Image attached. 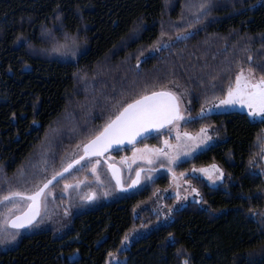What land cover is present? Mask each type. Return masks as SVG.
<instances>
[{
	"label": "trees",
	"instance_id": "trees-1",
	"mask_svg": "<svg viewBox=\"0 0 264 264\" xmlns=\"http://www.w3.org/2000/svg\"><path fill=\"white\" fill-rule=\"evenodd\" d=\"M244 70L264 77V0H0V198L43 187L123 107L160 91L184 100L183 129L217 140L175 171L224 175L187 177L200 200L179 208L166 175L22 235L0 264H264V123L197 117Z\"/></svg>",
	"mask_w": 264,
	"mask_h": 264
},
{
	"label": "rangeland",
	"instance_id": "rangeland-1",
	"mask_svg": "<svg viewBox=\"0 0 264 264\" xmlns=\"http://www.w3.org/2000/svg\"><path fill=\"white\" fill-rule=\"evenodd\" d=\"M241 72L244 73L242 80L243 78H248L253 82H257L264 78L255 74L252 70H244ZM232 87H235V83ZM225 98H227V95ZM178 102L181 115L184 119L176 120L171 126L160 132V135L163 137L159 146L141 144L132 147L128 153L117 150L104 157L85 159L68 175L45 191L41 202L40 218L29 229L14 230L9 227V221L15 216L22 214L28 208L30 205L29 200L20 197L12 199L2 205L0 207V237L10 236L13 233H17V235L14 241L9 239L6 243H0V248L3 249L14 244L22 235L27 233L45 229H64L70 216L75 213L121 196L122 193L119 192L108 169L111 164L121 169L124 187H129L136 177L137 172L143 170L141 183L135 190L136 192L145 190V188L152 186L161 177L168 175L169 187L164 190L163 197L172 198L174 200V207L179 208L189 202L199 201L200 195L198 190L187 177L202 178L209 185L216 186L223 180L224 175L220 178L219 172L213 169L212 166L215 165L222 171L220 166L218 164H211L193 168L187 173H177L175 169L180 163L192 159L214 145L217 140L207 128H202L207 130L206 134L201 133V130L191 133L183 129V125L191 119V116L188 113L184 100L179 96ZM229 112H240L248 115L253 121L260 120L259 116L254 118L249 114L246 104L226 106L221 104L220 101L203 109L197 117ZM184 133H188L189 135L185 136ZM178 136L179 139H177ZM189 136L197 137V139H189ZM207 137H210V139ZM165 141H168L169 145L178 147H168L165 145ZM147 149H163L169 155L149 152ZM71 155L70 160L58 172H63V168L67 167L68 163H73L83 155V146L72 151ZM170 156H175L176 159L172 161ZM199 169H208V173L201 172ZM68 185H71V187H68ZM35 191L30 192L29 195ZM91 196H93L92 200L89 198ZM122 261L118 257V254H116V256L110 258L108 264H120Z\"/></svg>",
	"mask_w": 264,
	"mask_h": 264
},
{
	"label": "snow or ice",
	"instance_id": "snow-or-ice-1",
	"mask_svg": "<svg viewBox=\"0 0 264 264\" xmlns=\"http://www.w3.org/2000/svg\"><path fill=\"white\" fill-rule=\"evenodd\" d=\"M208 6V3H201L199 8L204 9ZM182 38L187 39L188 37L185 35ZM164 46L167 47L168 45ZM73 55H75L74 50ZM242 77H244L243 72L236 77L235 87L230 86L228 88L227 98L220 100V103L226 106L246 104L249 114L254 118L259 116L260 122L264 123V78L253 82L248 78H243L242 80ZM182 119L184 117L181 115L177 97L172 92L160 91L153 92L151 95L141 96L140 99H136L132 103H128L126 107H123L119 114L114 119H111L99 134L95 135L94 139L83 145L84 155L80 159L83 160L85 156L103 155L113 144L123 143L126 139L134 141L136 137L148 132L149 129H159L164 127L165 124H171L173 121ZM206 131V129H201V133L206 134ZM184 135L188 136L189 134L184 133ZM207 138L210 139V137ZM177 139H179V136ZM189 139L196 140L197 137L189 136ZM164 143L171 148L178 147L169 145L168 141ZM147 151L169 155L163 149H147ZM170 159L174 161L176 157L170 156ZM149 162L151 161L149 160ZM73 163H79V160ZM73 163H68L67 167L63 168V171L67 172L73 166ZM212 167L219 172V176L222 178L223 172L215 165ZM199 171L208 173V169H199ZM57 175H62V173H55L52 179L43 184V187H38L33 194L27 196V199L32 202L29 208L30 214L26 213L23 216H17L12 219L10 223L13 228L20 229L33 224L35 218L40 214L39 198L44 195L45 189L52 183V180L56 179ZM137 175L139 176V173ZM68 187H71V185H68ZM25 195L23 192L9 190L8 195L0 198V204L4 203V201H11L14 197H24ZM89 198L91 199V197ZM16 235L17 233H13L10 236L0 237V243H6L9 239L14 241ZM125 240H127V237H125ZM184 264H188V261L185 260Z\"/></svg>",
	"mask_w": 264,
	"mask_h": 264
},
{
	"label": "water",
	"instance_id": "water-1",
	"mask_svg": "<svg viewBox=\"0 0 264 264\" xmlns=\"http://www.w3.org/2000/svg\"><path fill=\"white\" fill-rule=\"evenodd\" d=\"M149 95H151V94H149ZM174 95H175V94H174ZM175 96H176V95H175ZM176 97H177V96H176ZM177 101H178V98H177ZM178 105H179V102H178ZM174 122H175V121H173L171 124H165L164 127L159 128V129H149L148 132H146V133H142L141 136L136 137V139H135L134 141H129V140L126 139V140H124L123 143H120V144H113L111 147H109V148L107 149V151H105V152L103 153V155L85 156V158H84L83 160H81L80 158L77 159V160H79V163H73V166H72L71 168H69V170H68L67 172H64V171H63V172H61L62 175H57V176H56V179L52 180V183L49 184V186H48L47 189H49L51 186L55 185L58 181H60L62 178H64L66 175H68V174H69V173H70V172H71L76 166H78V165H79L82 161H84L85 159H87V158H95V157H104V156H106L107 154L111 153L112 151H116V150H120V149H123V148H128V147H131V146H135V145L141 143L143 140H145V139L148 138L149 136H151V135H153V134H156V133H158V132H161V131L165 130L166 128H168L169 126H171ZM83 155H84V151H83ZM110 171H111V174H112V178H113V180H114V182H115V184H116V186H117L119 192H121V193H127V192H131V191L136 190V189L139 187L140 183H141V177H142V174H143V172H144L143 170H139V171L137 172V174L139 173V176L136 174V177L134 178V180L132 181V183L130 184V186H129V187H124L123 180H122L121 169H120L118 166H116V165H111V166H110ZM47 189H45V191H46ZM45 191H44V193H45ZM42 197H43V196H41V197L39 198V213H40V214H41V202H42ZM25 199H27V196L25 197ZM92 199H93V196H91V199H90V200H92ZM27 200H28V199H27ZM30 202H31V201H30ZM31 203H32V202H31ZM31 203H30V205H31ZM30 205L28 206V208H27L22 214L17 215V216H23V215L26 214V213H29V214H30V212H29ZM40 214H39V216H37V217L35 218V220L33 221V224H32V225H28V226H26V227H24V228H20V229H15V228H13L12 225H11V223H10V221H11L12 219H15V218L17 217V216H15L14 218H12V219L9 221V227H10L11 229H14V230H26V229H29V228L32 227L35 223H37V221H38L39 218H40Z\"/></svg>",
	"mask_w": 264,
	"mask_h": 264
},
{
	"label": "flooded vegetation",
	"instance_id": "flooded-vegetation-1",
	"mask_svg": "<svg viewBox=\"0 0 264 264\" xmlns=\"http://www.w3.org/2000/svg\"><path fill=\"white\" fill-rule=\"evenodd\" d=\"M116 151H117V150H116ZM112 152H114V151H112ZM111 165H112V164H111ZM111 165H109V167H108L110 174H111V171H110V166H111ZM111 175H112V174H111ZM30 203H31V202H30Z\"/></svg>",
	"mask_w": 264,
	"mask_h": 264
}]
</instances>
